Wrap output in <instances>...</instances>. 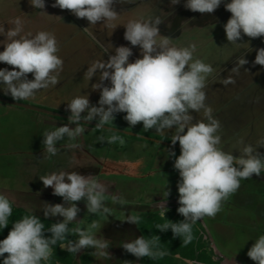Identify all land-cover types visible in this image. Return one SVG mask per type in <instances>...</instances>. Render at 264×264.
<instances>
[{
	"label": "clouds",
	"instance_id": "clouds-1",
	"mask_svg": "<svg viewBox=\"0 0 264 264\" xmlns=\"http://www.w3.org/2000/svg\"><path fill=\"white\" fill-rule=\"evenodd\" d=\"M222 0H186L185 7L193 12L213 13ZM179 0H172V4ZM34 8L44 9L45 0H30ZM113 0H55L53 7L69 10L77 18H86L90 24L99 21L114 20L117 13L112 8ZM231 13L230 19L224 25L227 40L236 43L242 39V33L250 38L264 37V0H231L225 4ZM163 21L156 17L147 22L133 20L125 26L124 39L132 46H139L142 58L129 62L132 50L129 47L115 48V55L105 61H96L87 68L85 75L89 80L100 70V83L94 84V89L100 90L99 107L90 106L88 96H79L68 103L71 115L69 124L56 127L54 131H46L43 136L45 151L54 156L60 149L57 142L67 137L76 140L85 129L80 121H92L99 118L97 129L113 123L114 113H126L124 119L130 126L143 123L145 131L155 128L162 131L176 127V134L172 137L173 145L179 142L180 155L175 159L174 168L178 170L179 200L177 211L184 217L183 221L173 223L168 221L157 225L160 231L171 229L174 237L183 238V245L193 239L192 226L205 216L214 217L225 202L240 187L242 179L259 176L264 172V156H261L250 145L245 146L242 154L234 156L223 151L219 145L221 137L217 135L220 123L212 116V109L206 107L207 77L214 71L212 66L200 59L193 60L196 46L178 48L170 46L171 38L160 35L158 25ZM15 25L7 32L0 26V33L6 35L10 41L0 52V62L12 66L13 70L0 69V84L5 85V94H10L16 101L33 97L35 92L55 86L59 83L58 75L62 70L63 60L58 52L57 40L54 35L41 31L35 36H23L22 20L17 17L12 21ZM86 29V28H85ZM191 61V63H190ZM248 61L239 59L238 65L243 66ZM255 64L264 66V48L257 51ZM231 71L237 72L235 67ZM55 73V74H53ZM28 74L34 79L29 80ZM104 81H110L111 86H104ZM235 83L232 77L224 80L225 86ZM204 109L208 122L192 123L191 111L199 112ZM87 112L82 117V113ZM186 129V131H185ZM102 142L104 137L99 138ZM119 141L125 143L122 135L113 134L107 138V143ZM264 144V141L261 142ZM68 148H78L79 144L66 145ZM175 155V153H170ZM45 188L51 187L53 194L63 198L68 206L63 204H45V217L62 216L63 221L53 223L48 229L52 235L46 238L45 225L34 214L25 215L14 222L7 237L0 241V257H4L3 264H41L47 262L53 254L52 246L60 243V248L69 253H78L85 248H93L94 257L111 258L106 251L109 242L98 238L94 231L100 225L93 221L85 230L80 227L68 228V224L75 221L80 209L75 202L86 200L88 213L111 215L112 210L105 206V186L96 180L89 179L75 171L39 177ZM170 193L166 191V196ZM114 203L124 204L123 198L115 195L111 197ZM12 204L3 194H0V229L9 224L12 215ZM165 213L161 216L165 218ZM141 217L129 215L124 221L138 225ZM69 234L76 235L77 240H69ZM67 241L65 244L64 242ZM160 238L140 236L131 242H124L121 247L135 257L157 259L167 253L159 248ZM7 254V256H5ZM247 256L256 262L264 264V235H260L248 250Z\"/></svg>",
	"mask_w": 264,
	"mask_h": 264
},
{
	"label": "rangeland",
	"instance_id": "rangeland-1",
	"mask_svg": "<svg viewBox=\"0 0 264 264\" xmlns=\"http://www.w3.org/2000/svg\"><path fill=\"white\" fill-rule=\"evenodd\" d=\"M223 2L224 0L221 3ZM54 3L55 0H45V8L39 9L31 6L30 0H0V26L4 27L5 32L15 27L12 21L19 17L22 20V31L15 39L35 36L41 31L48 32L55 36L58 45L56 54L63 60V67L58 75L59 83L36 91L33 97L26 100H14L10 94H5L6 86L0 84L1 98L47 110H34L0 101V190H8L2 194L11 197L27 210L42 215L45 204H63L67 207V202L54 195L51 187L45 188L39 177L53 172H71L72 167L76 168L81 165V160L86 159L85 162L95 165L97 170L101 169L87 176L105 186L107 191L104 204L112 213L103 214L102 210L96 214L88 213L86 200L82 199L75 202L80 211L76 220L72 221V229L80 227L86 230L96 221L100 227L93 230L95 235L108 240L110 248L106 251L111 258L92 256L90 264H133L135 256L123 249L121 244L140 237V233L135 224L123 220L140 212H164L178 204L177 185L181 178L174 168V162L180 151L164 143L139 140L126 135H122L125 141L123 145L119 141L109 144L107 138L115 134L113 131L116 129L121 133L150 134L172 139L176 134V127L159 132L155 128L145 131L142 122L130 126L124 119V112L114 113L113 123L106 124L113 131L97 129L90 123L80 121L85 131L76 140L65 137L57 142L60 150L54 156L45 151L43 134L65 125L76 127L69 124V119L56 118L48 112L70 116L68 103L76 97L88 96L90 106H100V90L93 86L100 83V70L90 80L85 75L87 68L94 62H106L111 55H115V48L120 46L131 48L129 62L142 58L140 47L132 46L124 39L125 26L129 21L147 22L156 17L163 20L169 16V25L175 19L176 11L184 9L185 2L182 0L173 5L172 0H113L112 8L117 13L116 18L99 21L97 24H90L86 18H77L69 10L53 7ZM163 7L169 8L170 12L166 13ZM222 12L223 15L220 12L207 13L206 16L204 14L200 24L188 26L206 27L204 30L187 29L181 37H170V45L177 46L181 40L194 39L199 35L202 39L207 38L210 35L209 27L223 29L231 13L226 9ZM188 20L185 22L193 24L197 21L195 17ZM218 32L219 38L227 40L224 31ZM162 37L160 33L156 37L157 41ZM258 39L264 41V37L250 38L242 33V39L237 42L246 41L247 45V41L253 43ZM9 42L6 35L0 33V52ZM232 50L235 56L242 55L240 48ZM0 69L13 70L12 66L3 62H0ZM28 79H34V76L28 74ZM103 84L111 86L110 81H104ZM203 112L204 109L199 112L190 110L194 118L192 123L200 120L207 123L206 116H202ZM81 115L86 116L87 112ZM98 121L97 117L90 122ZM244 133L243 128L220 125L217 132L221 137L219 147L239 156L243 148L250 145L264 156V144L261 141L254 145L244 142ZM100 137L105 138L103 142ZM262 137L264 141V136ZM72 143L79 144L80 147H66ZM173 152L175 155H170ZM76 153H79L80 158L75 157ZM166 191L170 193L168 196ZM113 195L123 198L125 203H114L111 199ZM49 217L63 219L59 215ZM200 220L206 231L207 246L215 257L223 258L225 264H256L247 256V252L255 240L264 235V173L242 179L239 189L222 203L221 210L214 217L205 216ZM74 238L78 239L76 235ZM93 251L95 249L85 248L78 252L76 264H82L80 256L83 253L91 254Z\"/></svg>",
	"mask_w": 264,
	"mask_h": 264
},
{
	"label": "crops",
	"instance_id": "crops-1",
	"mask_svg": "<svg viewBox=\"0 0 264 264\" xmlns=\"http://www.w3.org/2000/svg\"><path fill=\"white\" fill-rule=\"evenodd\" d=\"M229 1L231 2V0ZM188 26L193 25L184 22L181 27H178L177 35L174 37H181L183 31L190 28L197 30L206 28ZM218 28L209 27L210 35L207 38L202 39L199 35V37L196 36L194 39L181 40L177 46H174L178 48L190 47L193 44L196 46L193 52V60L200 59L204 63L211 65L214 70L207 77L206 87L203 89L206 93V107L212 109V116L219 121L220 125L245 129L243 137L246 140L244 142L253 143L254 145L260 141L262 142V136H264V66L254 63L257 51L264 48V41L262 39H258L253 43L247 41V45L246 41L230 43L228 40L219 38L218 30L224 31L225 34L226 32L223 30L224 28ZM167 37L170 38L171 36L167 35ZM232 48H240L242 55L235 56ZM243 58L248 63L239 66L238 61ZM235 67L238 71H231ZM227 77H232L235 83L225 86L224 80ZM204 115L205 113L203 112L202 116ZM205 118L208 121L207 117ZM6 191L8 190H0L1 193ZM9 199L17 206L24 207L21 204H17L11 197ZM35 213L42 215L38 212ZM49 218L63 221V219Z\"/></svg>",
	"mask_w": 264,
	"mask_h": 264
},
{
	"label": "trees",
	"instance_id": "trees-1",
	"mask_svg": "<svg viewBox=\"0 0 264 264\" xmlns=\"http://www.w3.org/2000/svg\"><path fill=\"white\" fill-rule=\"evenodd\" d=\"M116 135H126L121 132H114ZM129 136V135H126ZM146 136L152 138V140H158L162 142H167L171 145V139L164 138L161 136L147 135ZM130 137L137 138L133 135ZM139 140H143L137 138ZM147 141V140H146ZM152 142V141H150ZM174 146V149L180 151L179 142ZM264 173V172H262ZM0 194H2L0 192ZM4 195V194H3ZM7 197V196H6ZM8 198V197H7ZM9 199V198H8ZM12 204V215L9 217V224L7 227L0 229V241L5 239L8 233L12 230L13 224L16 221L21 220L25 215L34 214L37 216L42 223L45 225L44 235L46 238L51 237V233L48 232V229L51 227L53 223L62 222L58 220L51 219L49 217H45L39 215L35 212L29 211L24 207L17 206L11 199H9ZM178 207H180L179 203L165 210V218L161 216V211H146L140 212L137 215L141 217L138 225L135 224L136 229L139 231L140 236H144L146 239L151 238L152 236H158L160 238L159 248L160 250L165 251L167 254L162 258L150 259L148 257L143 258H134L133 264H225L223 258L215 257L211 251V249L207 246L206 239V231L201 222L198 220L192 226V232L194 239L187 245H183V238L174 237L171 229L167 231H160L156 228L157 225H163L164 223L171 221L173 223H177L183 221L184 217L180 215L177 211ZM168 220V221H167ZM68 228L72 229V223L68 224ZM67 239L75 241L74 235L69 234ZM60 243L57 242L56 245L52 246L53 254L49 261H42L41 264H76L77 263V253H69L68 251L60 248ZM65 244L67 241L64 242ZM110 248V244H109ZM7 256V254H5ZM4 257H0V264H3ZM80 262L82 264H90L92 262V255L88 252L83 253L80 256ZM235 264V263H228Z\"/></svg>",
	"mask_w": 264,
	"mask_h": 264
},
{
	"label": "flooded vegetation",
	"instance_id": "flooded-vegetation-1",
	"mask_svg": "<svg viewBox=\"0 0 264 264\" xmlns=\"http://www.w3.org/2000/svg\"><path fill=\"white\" fill-rule=\"evenodd\" d=\"M168 2L169 1H171V0H167ZM179 1H182V0H179ZM184 2H185V4H186V0H183ZM223 1V0H222ZM224 3V4H223ZM223 3H221L220 4V6L218 7V11H214V12H220V15L222 14L223 15V12L222 11H224L226 8H225V4L226 3H230V1L229 0H224V2ZM164 9V11L167 13V12H170L169 11V8H167V7H163ZM204 14H205V16H206V14L207 13H199V12H193V11H191V10H189V9H187L186 7H184V9H182L181 11H176V14H175V19L172 21L171 20V22H170V24L168 25V21H170L169 20V16L167 17V18H164L162 21V23L161 24H159L158 25V28H159V32L163 35V36H165V37H167V35H170L171 37H174V36H176L177 35V30H178V27H181L182 26V24L185 22V21H187V19H189V20H191V18H193V17H195L196 18V20L198 21H196L195 23H189V22H185V23H187V24H191V25H195V24H199V22L202 20V17L204 16ZM218 14V13H217ZM188 20V21H189ZM168 22V23H167ZM0 101H4V102H8V103H12V104H15V105H18V106H20V107H25V108H33L34 110H40V111H47V110H44V109H40V108H38V107H35V106H31V105H27V104H22V103H20V102H14V101H10V100H7V99H4V98H1L0 97ZM51 115H53L54 117H56V118H63V119H68L69 118V116H67V115H63V114H61V113H57V112H52V111H48ZM82 122H86V123H90V124H92L93 126H96L97 125V123L96 122H90V121H85V120H81ZM104 128H106V130H111V131H113L112 130V128H110V126H107V125H105L104 126ZM114 132H116V129L113 131V133ZM118 132V131H117ZM126 135H133V136H135V137H137V138H140V139H143V140H147V141H152V142H159V143H164L165 145H167V146H169V147H171V148H174V146L173 145H171V144H169V143H167V142H162V141H158V140H152V138H150V137H148V136H146V134L145 135H139V134H136V133H131V132H126L125 133ZM75 155H77V156H75V157H78V158H80V156H79V153H76ZM81 160V159H80ZM85 161H87L86 159H84V161L83 160H81V165L79 164L78 166H76V168L75 167H72L73 169H72V171H75V172H77L78 174H80V175H85V176H87V175H89L90 173L92 174V173H94V171H96L97 170V167L95 166V165H93V164H91V163H87V162H85ZM99 162V161H98ZM97 162V165L99 164ZM98 170H101L100 168L98 169ZM97 170V171H98Z\"/></svg>",
	"mask_w": 264,
	"mask_h": 264
}]
</instances>
